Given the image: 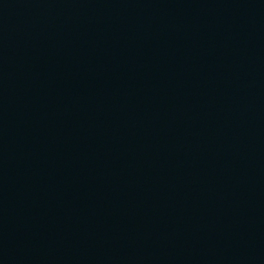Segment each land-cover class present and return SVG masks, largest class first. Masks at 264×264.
I'll return each instance as SVG.
<instances>
[{"label":"water","instance_id":"95a60500","mask_svg":"<svg viewBox=\"0 0 264 264\" xmlns=\"http://www.w3.org/2000/svg\"><path fill=\"white\" fill-rule=\"evenodd\" d=\"M0 264H264V0H0Z\"/></svg>","mask_w":264,"mask_h":264}]
</instances>
